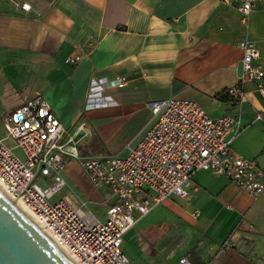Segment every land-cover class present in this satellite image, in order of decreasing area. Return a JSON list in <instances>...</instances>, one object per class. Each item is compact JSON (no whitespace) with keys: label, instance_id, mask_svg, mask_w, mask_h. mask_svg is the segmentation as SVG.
Returning a JSON list of instances; mask_svg holds the SVG:
<instances>
[{"label":"crops","instance_id":"1","mask_svg":"<svg viewBox=\"0 0 264 264\" xmlns=\"http://www.w3.org/2000/svg\"><path fill=\"white\" fill-rule=\"evenodd\" d=\"M242 40L255 43L264 70L261 7L244 24L219 0H0V96L14 89L26 90L22 100L42 96L89 148L78 150L82 157H125L150 126L149 104L191 100L211 119L239 115V131L226 139L235 155L264 171V96L253 84L244 85L240 105L227 94L240 73ZM72 44L83 47L76 65L64 62ZM117 78L124 87L113 86ZM96 82L104 90L94 95ZM192 183L198 191L188 201L164 200L124 235L139 256L175 243L177 260L207 264L228 246L219 264H264V191L253 199L202 170ZM93 192L108 206L106 190ZM123 252L136 264L134 250Z\"/></svg>","mask_w":264,"mask_h":264},{"label":"built area","instance_id":"2","mask_svg":"<svg viewBox=\"0 0 264 264\" xmlns=\"http://www.w3.org/2000/svg\"><path fill=\"white\" fill-rule=\"evenodd\" d=\"M219 1L239 11L244 24L255 7L264 10V0ZM20 6L30 9L27 3ZM72 47L64 62L76 65L83 47ZM237 47L242 55L240 73L227 94L240 105L245 100V84H253L264 96V70L258 64L260 55L254 42L242 40ZM125 83L117 78L113 86L122 88ZM91 86L94 95L104 90L98 82ZM149 107L150 126L122 158L80 156L76 137L63 128L40 95L23 98L22 104L1 120L6 134L0 139L4 193L32 213L42 231L73 263L133 264L121 247L124 235L164 200L177 197L188 201L192 192L198 191L192 179L201 170L226 177L253 199L264 191V171L254 161L235 155L230 139H226L239 131V115L211 119L199 103L174 97ZM8 140L13 141V147L6 145ZM15 149L21 151L23 161ZM71 159L79 162L94 189L109 193L104 221L82 206L54 199L66 186L60 173L64 161ZM192 215L198 216V212ZM227 247H221L207 264H219L217 256ZM176 264L192 263L180 257Z\"/></svg>","mask_w":264,"mask_h":264},{"label":"water","instance_id":"3","mask_svg":"<svg viewBox=\"0 0 264 264\" xmlns=\"http://www.w3.org/2000/svg\"><path fill=\"white\" fill-rule=\"evenodd\" d=\"M0 264H76L1 187Z\"/></svg>","mask_w":264,"mask_h":264},{"label":"rangeland","instance_id":"4","mask_svg":"<svg viewBox=\"0 0 264 264\" xmlns=\"http://www.w3.org/2000/svg\"><path fill=\"white\" fill-rule=\"evenodd\" d=\"M25 91L23 89H14L0 96V139L6 137L1 122L2 118L5 115L11 114L12 111H14L22 104V96L23 94H25ZM6 145L9 147H13V141L8 140L6 142ZM77 148L80 152H82L83 150H89L88 147H85V149L79 144L77 145ZM15 153L21 161L24 160V157L20 150L15 149ZM117 157L122 158V156ZM60 175L61 177H63L66 186L61 191H59L54 199L58 200L59 198H63L70 205L82 206L86 211H90L101 222L104 221V215L107 206L103 203L99 204L98 199L96 198L97 194L96 192H93L96 190L90 188L79 162L73 159L66 162L65 168L60 173ZM121 247L122 249H125V251L129 254H131L132 250H134L135 254H137V259H135L136 264H176V258L179 256V253L177 252V244L175 243L163 245L161 249H150V251L152 250L150 256H139L141 253L139 252L140 254H138L136 247L133 245V242H131L130 233L124 237ZM175 248L177 250L175 251V254L170 253V249Z\"/></svg>","mask_w":264,"mask_h":264},{"label":"bare ground","instance_id":"5","mask_svg":"<svg viewBox=\"0 0 264 264\" xmlns=\"http://www.w3.org/2000/svg\"><path fill=\"white\" fill-rule=\"evenodd\" d=\"M0 187L2 188V190H3V187L1 186V184H0ZM12 201V200H11ZM15 202V204L17 205V207L18 208H20L27 216H28V218L29 219H31L32 221H34L40 228H41V230H42V227L40 226V224L38 223V221H36L35 220V218H34V216L32 215V213L31 212H29L28 210H27V208L26 207H24L19 201H14Z\"/></svg>","mask_w":264,"mask_h":264}]
</instances>
